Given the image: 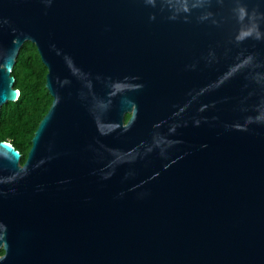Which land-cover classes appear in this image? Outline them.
<instances>
[{
    "label": "water",
    "instance_id": "1",
    "mask_svg": "<svg viewBox=\"0 0 264 264\" xmlns=\"http://www.w3.org/2000/svg\"><path fill=\"white\" fill-rule=\"evenodd\" d=\"M27 42L53 102L0 142V264H264V0H0V112Z\"/></svg>",
    "mask_w": 264,
    "mask_h": 264
},
{
    "label": "trees",
    "instance_id": "2",
    "mask_svg": "<svg viewBox=\"0 0 264 264\" xmlns=\"http://www.w3.org/2000/svg\"><path fill=\"white\" fill-rule=\"evenodd\" d=\"M48 69L37 46L27 42L13 68L15 87L20 91L17 101L8 102L0 112V142L11 143L21 152L25 162L32 147L34 134L52 105L53 98L46 88ZM130 115H127L128 120ZM4 251L0 250V255Z\"/></svg>",
    "mask_w": 264,
    "mask_h": 264
}]
</instances>
